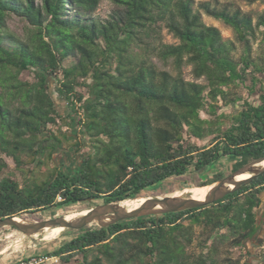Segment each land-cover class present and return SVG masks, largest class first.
I'll use <instances>...</instances> for the list:
<instances>
[{
	"label": "trees",
	"instance_id": "obj_1",
	"mask_svg": "<svg viewBox=\"0 0 264 264\" xmlns=\"http://www.w3.org/2000/svg\"><path fill=\"white\" fill-rule=\"evenodd\" d=\"M109 1L114 9L102 19L94 15L101 0H0V173L6 157L21 176L20 182L0 180V220L118 203L224 158L233 161L231 173L264 157V11L253 23L240 11L200 5L244 47L235 61L234 43L204 24L193 0ZM13 17L24 22L21 33L10 29ZM158 23L177 43L159 40ZM257 35L263 51L253 61L250 43ZM151 56L171 61L175 75L159 70ZM186 65L207 85L185 81ZM25 72L32 80L21 78ZM51 81L66 102L64 115L49 92ZM235 83L255 101L238 105L229 120L217 102L233 103L224 89ZM76 127L91 150L74 169L52 166L61 146L80 147L63 131ZM207 138L208 145L192 142ZM223 177L191 183L202 187ZM263 192L264 174L210 206L86 228L45 255L63 264H218V244L240 247L257 233ZM194 227L207 232V255L187 253Z\"/></svg>",
	"mask_w": 264,
	"mask_h": 264
},
{
	"label": "rangeland",
	"instance_id": "obj_2",
	"mask_svg": "<svg viewBox=\"0 0 264 264\" xmlns=\"http://www.w3.org/2000/svg\"><path fill=\"white\" fill-rule=\"evenodd\" d=\"M195 10L199 11L201 14L202 21L207 26L216 27L224 40H229L234 43L233 49L231 50V56L235 61H239L244 47L238 43L235 39V35L233 30L226 26L221 21H217L212 17H209L205 14L204 10L201 9L200 5L203 3H207L211 8L215 9H225L228 11H240L242 14L249 15L252 18L253 23L257 21L259 15H261L264 11V0H193ZM35 5H40L41 0H34ZM72 12L73 9L69 7ZM114 7L110 3L109 0H101V3L98 9L95 11L94 15L100 17L102 19L107 18L113 11ZM24 24L19 22L16 17H13V21L10 22V29L18 31L21 33L22 25ZM158 37L162 43L174 44L177 43V40L173 37V35L168 32V30L164 27L162 23H158L157 26ZM263 46L260 43V35H257V39L250 43V55L253 61H258L260 56L262 55ZM151 62L156 65L159 70H165L175 75V71L171 64V61L167 63H163L159 61L155 56L150 57ZM71 63V59H68L65 65H69ZM182 76L185 81L194 82L201 85H207V81L204 77L196 79L192 74V67L186 65L182 68ZM23 80H32V77L28 73H23ZM229 93L228 100L233 101L230 102L227 106H224V102L219 100L217 104L221 106L219 113H222L229 120L233 118L237 111L239 110L238 105H243L244 101H255L254 97L248 96V90L245 85L241 83H235L230 87L224 89ZM50 94L52 95L54 101L56 102L57 108L61 114H66L68 112L66 102L55 93L54 91V82H50ZM214 103V102H213ZM200 117L202 119H209V115L205 112H201ZM223 128V127H222ZM51 131H54V126H49ZM63 131H71L75 140L80 144L78 149L69 148L65 145L61 146L58 151L55 153L52 166H57L60 169H74L77 167V164L80 162V159L83 154L89 152L91 150L88 139L84 137L80 131L79 127L75 129H67L64 128ZM198 146L208 145L209 138L204 141H199L196 139L192 140ZM4 160L7 164V168H5L0 173V180L3 178H11L18 182L21 181V176L19 172L15 170L14 163L9 159L4 157ZM232 160L228 158H224L219 163L214 166L208 168L204 172H194L190 170L186 175L181 177L171 178L167 181L163 182L159 186H155L147 189L142 197H155L162 196L165 194H169L171 192H176L177 190H182L187 187H196L191 182L194 180H198V178L208 179L212 174L221 173L224 177L229 175L230 173V165L232 164ZM262 203L261 206L255 210L257 215V226L258 231L249 240L243 242L240 247H232L231 242H225L223 244H218V254L216 257V262L218 264H236L243 263L245 261H250L252 264H263L264 262V192L261 195ZM95 205H101L97 202H86L73 206L63 207V208H54L47 211H39V212H29L19 217L25 221L35 222L42 220H50L59 216H63L67 213H74L83 209H90L96 207ZM97 227L95 224H90L88 226L83 227L80 230H64L59 238H54L50 240L37 239L32 240L31 238L25 236L20 233L18 230L13 228H1L0 229V264H11L20 260L21 258L31 257V256H39L45 255V251H51L53 249L58 248L64 242L70 240L80 232H82L86 228ZM223 233V231H221ZM207 240V232H205L200 227L193 228V242L192 244L186 248L187 253L190 256L197 257L200 254L207 255V249L202 248ZM212 240H208L207 244ZM77 262H80L81 259L77 258ZM133 264H141L139 261L134 262ZM210 264V263H208Z\"/></svg>",
	"mask_w": 264,
	"mask_h": 264
},
{
	"label": "water",
	"instance_id": "obj_3",
	"mask_svg": "<svg viewBox=\"0 0 264 264\" xmlns=\"http://www.w3.org/2000/svg\"><path fill=\"white\" fill-rule=\"evenodd\" d=\"M206 169L207 168H205L203 172ZM263 174L264 157L248 162L239 169L231 172L226 177H223L210 185L202 186L208 187L209 189L205 192V195L201 200L194 199L188 195L179 198H172L164 195L162 197H147L139 207L133 210L122 208L120 206L122 201L118 203L101 204L88 209L85 214L73 219H67L66 216L63 215L50 220L30 222L25 220L17 221L16 218L19 216L6 217L0 220V229L6 227L14 228L32 240H37L43 239L45 229L51 230L54 228H61L63 230H80L90 224H95V226L99 228H105L122 221L203 208L238 191L242 186L250 184ZM241 176L246 177L238 179ZM155 186L156 185L154 184L152 187Z\"/></svg>",
	"mask_w": 264,
	"mask_h": 264
},
{
	"label": "bare ground",
	"instance_id": "obj_4",
	"mask_svg": "<svg viewBox=\"0 0 264 264\" xmlns=\"http://www.w3.org/2000/svg\"><path fill=\"white\" fill-rule=\"evenodd\" d=\"M245 177L246 176H241L238 179H243ZM208 189H209L208 187H201V186L194 187V186H192V187H187V188H184L180 191L177 190L176 192H171V193L165 194V195L172 197V198H177V197L179 198V197L188 195L194 199L201 200L204 197L205 192ZM162 196H164V195H162ZM162 196H159V197H162ZM146 198L142 197V196H138V198H136V199H127V200L122 201L120 203V206L124 209H127V210H133V209L139 207L144 202V200ZM95 206H98V205H95ZM87 210L88 209H83V210L76 211L74 213L73 212L67 213L64 216H66L67 219H73L75 217H78V216L85 214L87 212ZM16 220L17 221H23V219L20 217L16 218ZM63 231L64 230L61 228H54L51 230L45 229L43 240H50V239H54V238H59L60 235L63 233Z\"/></svg>",
	"mask_w": 264,
	"mask_h": 264
},
{
	"label": "built area",
	"instance_id": "obj_5",
	"mask_svg": "<svg viewBox=\"0 0 264 264\" xmlns=\"http://www.w3.org/2000/svg\"><path fill=\"white\" fill-rule=\"evenodd\" d=\"M11 264H63L62 260L58 256L52 255H39L21 258L15 263Z\"/></svg>",
	"mask_w": 264,
	"mask_h": 264
}]
</instances>
